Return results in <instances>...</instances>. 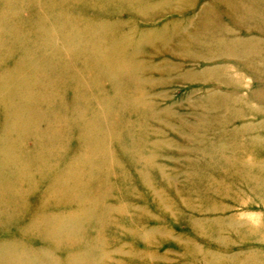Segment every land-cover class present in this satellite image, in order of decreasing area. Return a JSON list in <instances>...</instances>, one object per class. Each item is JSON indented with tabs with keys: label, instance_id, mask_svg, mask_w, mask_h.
Here are the masks:
<instances>
[{
	"label": "rangeland",
	"instance_id": "374dc122",
	"mask_svg": "<svg viewBox=\"0 0 264 264\" xmlns=\"http://www.w3.org/2000/svg\"><path fill=\"white\" fill-rule=\"evenodd\" d=\"M213 18H217L216 27ZM163 27L168 33L166 42H161L163 35L159 33ZM240 35L246 36L252 48L262 55L257 51L251 59L245 60L237 57L240 51L235 52L234 44L225 45L218 40L221 36L230 39ZM180 36L186 40L182 42ZM202 40L206 41L201 45ZM214 48L225 54L221 52L214 64L201 62L207 51ZM226 53L236 56L225 58ZM190 55L198 58L183 61ZM224 66L233 68L230 78L235 81L244 76L240 95V101L243 100L233 105L222 101L215 112L204 115L203 127L209 131L196 133L198 127L194 124L201 119L198 114L203 112L201 103L206 94L213 89L228 98L235 94L224 82ZM205 67L218 69L216 78L211 79L215 88L198 80ZM186 71L199 73L193 81H188L183 78ZM143 83H146L145 88ZM194 85L200 86L194 91L191 89ZM139 92L145 95L154 116L149 111V114H137L144 106L136 96ZM248 92L250 94L246 95ZM63 100L71 110L78 105L81 107L75 116L79 127L74 126L69 136L59 141L52 136H38L36 133L48 128L53 107L57 114L74 116L71 111L59 109ZM33 101L41 104L42 113L35 109ZM227 105L230 106L226 109ZM9 113H14L18 121L16 135L8 140L9 145L17 156H29L24 158L29 163L16 161L11 167V163L7 168L1 167L7 179H12L13 186L11 194L0 192V199L19 194L23 190L17 191L19 187L26 188V183L14 178L13 168L35 170L34 166L39 164L43 169L32 176L36 187L25 189L28 191L25 200L18 198V206L9 208L8 218L2 217L0 233L6 230L20 238L25 235L29 244L39 247L41 243L35 241L38 239L28 234L35 228L24 229L33 212L38 214L47 206L53 212L79 209L84 193H74L69 184L89 189L107 185L112 180L118 186V189L115 187L117 206L125 214L124 224L130 230L147 224L152 229L151 234L164 241L158 250L153 246L149 249L162 256L156 259L157 263L203 264L205 256L209 259L217 256L218 261L212 264H264V163L259 176L254 173L250 178L241 165H236L240 170L232 171L233 176L223 171L229 167L226 161L231 159L228 142L232 134L247 135L245 145L264 160V0H0V132L10 124ZM140 115L143 117L138 119ZM25 121L29 128L24 129ZM150 124L152 128L148 130ZM244 126L251 133L241 130ZM126 132L136 133L139 135L137 144L155 151L154 168L148 165L152 174L144 175L140 171L143 164L130 160L134 147L118 140L119 134ZM254 132L259 135L258 139ZM138 155L136 150L135 156ZM197 156L200 163L206 162L197 167L201 171L195 176V182L200 188L193 191L188 188L186 174ZM73 163L83 165V171L88 175L92 173L93 178L82 177V171L81 176L72 181L62 180L58 186H53L52 177L59 172H71ZM121 167L126 175L118 171ZM162 172L168 187H164ZM127 176L133 180V192L142 193L145 198L119 191L123 185L120 179ZM147 180L159 183V193L166 191L173 203L165 206L157 194L144 189ZM207 182L217 185L218 193L206 192ZM184 185L185 193L180 195ZM50 186L62 189L49 196ZM186 192H191L192 196ZM42 194L48 195V200L40 205ZM67 197H70L68 202ZM98 197L101 198L100 195L93 198ZM191 198L197 206L205 208L192 209L187 202ZM238 198L245 200L244 203ZM229 205L232 207L227 210L228 215L237 217L233 218L236 221L233 227L218 220L227 213L220 209ZM125 206L128 212L124 211ZM142 207L152 216L138 217ZM5 208L9 213L8 207ZM190 217L202 221V226L191 227ZM213 220L214 233L208 238L203 232H211L208 224ZM96 222L92 219L87 224L93 229ZM113 230V241L118 242L112 245L116 256L117 245L126 250L131 248L128 246L135 231L130 237L131 233L126 232L123 225ZM76 236V243L81 240L84 243L82 232ZM66 240V236L52 239L49 244L56 251ZM158 244L153 242L154 246ZM57 254L64 256L63 252ZM145 262L140 260L139 264Z\"/></svg>",
	"mask_w": 264,
	"mask_h": 264
},
{
	"label": "bare ground",
	"instance_id": "6f19581e",
	"mask_svg": "<svg viewBox=\"0 0 264 264\" xmlns=\"http://www.w3.org/2000/svg\"><path fill=\"white\" fill-rule=\"evenodd\" d=\"M216 19L217 18H213L214 24L216 23ZM199 22H200V19L197 20V24H199ZM215 27H216V24H215ZM206 28H209V27L206 26ZM222 28H224V26H222ZM158 30L159 29H157L155 31H158ZM225 30L227 31L226 28H225ZM228 31H229L228 32V34H229L230 30L228 29ZM159 33H161L163 35L161 37L162 38L161 42H166V40H167L166 37L168 36L167 28L163 27L162 29L159 30ZM177 39H179V37ZM183 39H184V37L180 36V40L182 42H183ZM184 40H186V38ZM218 40H220V42L224 43L225 45L227 43H229V45L234 44L235 52L238 54V51H240L239 54L237 55V57L243 58L245 60L251 59L254 56L253 53H256L257 51L259 52L258 49L255 50V48H252V45L249 42L250 40H248L246 38V36H244V37H241V35H240V37L239 36H233L230 39L227 38L226 36H221V37H219ZM205 41L206 40H202L200 42V44L202 45ZM162 44H163V46L165 45L164 43H162ZM186 52H188V49ZM192 52L191 53L189 52V53L193 54ZM221 52L222 51L219 48L218 49H215V48L210 49L209 51H207V55L202 57V59L200 61L204 63L203 60H206L207 63H209L210 65L214 64V63H216V60H218V57H221V56H219ZM222 53H224V52H222ZM226 54L227 55L225 56V58H233L232 56H236L235 53H233V54L232 53L231 54L226 53ZM259 54H261V53L259 52ZM195 57H197V56L196 55H190L189 59H187V57L185 56L183 58V61L190 62ZM222 57H224V56H222ZM257 62L258 61H255V63H257ZM254 65L255 64H252L251 66H254ZM215 68L213 70L210 67L203 68V70L201 71V73L198 76V80L202 81L201 84L205 83V86L211 85L212 88H215L216 84L211 81L212 78H216L215 72L218 69H215ZM224 69H225V76H226L224 82L226 85H229L232 90L235 91V94H234V96L232 95L230 98H228V96L226 97L224 94L218 93V91L216 89L215 90L213 89L211 93H207L206 98H204L202 100L203 102L201 103L202 104L201 108H202L203 112H207V114H204L203 112L202 113L200 112L198 114V117H200L201 119L199 121H197V124L196 123L194 124L196 127H198L197 128L198 131L196 133H202L203 131L208 130V129H204V127H203L204 122H205V116L204 115H208L209 113L215 112L216 106L219 105L220 103H222V101L226 102V103L228 101L230 105H233L235 103V101L239 102L241 99L240 95L242 94V85L244 83V81H241V79L244 76H240L239 77L240 79L235 81L234 79L230 78L231 69H233V68H230L229 66H224ZM198 73L199 72H195V71H186V73L183 75V78L185 80L187 79L188 81H193L192 79H194V77ZM212 74H214L215 77ZM130 79H132V75L130 76ZM146 79H147V77H146ZM133 80H134V78L132 79V82H133ZM143 84H144V88H145L146 83H143ZM199 86H197V85L191 86V89H194V91H195L196 89H198ZM153 88H155V86ZM249 94H250V92H248L246 95H249ZM129 95H131V94H129ZM136 96L138 99L141 100V103L144 104V106H142L143 108L140 109L137 114H139V113L142 114V113L149 111L154 116L155 113L153 114V108L147 104V102L145 100V95L143 93L139 92ZM132 97H134V96H132ZM242 100H243V98H242ZM242 100L240 102H242ZM35 101H33V105H34V103H36L35 109L39 113H42L43 108L41 107V104L40 103L38 104V102H35ZM230 105H227L226 109ZM80 108L81 107L78 105V106L74 107V109L71 110L70 107H68V105L65 103V100H63L62 103L59 104V109L61 111H64V112L65 111H67V112L71 111V113H73L72 115H74V116H72V118H69L68 114H66V115L65 114L61 115L59 113L57 114V113H55V109L53 107L52 111L54 112V114L50 115V117H48V124H47L48 128L46 130H43V131H40L38 129L40 132H38L36 134L38 136H41V137H51L52 136V138H56V139H58V141L65 136L68 137L69 132H71V130L73 129L74 126L79 127L78 122H76L75 116H77L78 110H80ZM151 114H150V116H151ZM14 115H15L14 113H9V117L11 119L9 121L10 124H7V126L5 125L4 128L1 130L2 133L0 132L1 133V136H0V178L2 179V181L0 182V190L2 189V191H0V192L7 193V194H11L9 192L13 186V184L11 183L12 179L10 181H9V179H7L8 175L7 176L5 175L4 171L1 170V167L7 168L8 163H11L10 164V167H11L14 165V162H16V161H21L23 164H26V165L29 163L27 161V159H24V158H28L29 156L28 157H26L24 155L21 157L17 156L16 153L11 148V146L9 145L10 143L8 142V140L11 138V136L16 135V130H15L16 125L15 124H17L18 121L15 120L16 117ZM135 116H138V115H135ZM142 117H143V115H140V117L138 119H140ZM240 119L243 120V118H240ZM26 124L27 123L25 121V123L23 124L24 129L29 128V126L26 127L27 126ZM144 124L147 125L146 122ZM149 126H150V128L148 130H150L152 128L151 124ZM35 127H36V124H35ZM140 127H143V125H141ZM244 127H245V129H243ZM244 127L241 130H243L246 134L251 133V130H250V132L248 131L247 126H244ZM114 128H115V126H114ZM18 132H21V131H18ZM134 134H133V132H126L124 134H119L118 140L121 143L127 142L128 143L127 145L129 147H131V146L134 147L132 149L133 152L131 153V156L133 155V157L130 160L135 164H137V163L143 164L144 168H142L140 170L143 174L144 173L147 175H148V173L152 174L151 170H148V165L150 164L153 167L154 163L152 161V158L154 155L153 152H155V151L154 150L148 151V148H146L145 146L137 144L136 138H138L139 135H137L136 133H134ZM232 135H234V134H232ZM232 135H231L230 142H228V145L230 143L231 147L230 146L229 147H230V150L232 151V152H230V158L231 159L230 160L226 159L227 160L226 162L229 164V167L227 169H223V171L224 172H230V176H233L232 171L238 172V170H240V169H236V167H237L236 165H241L244 167L243 170L246 171L248 178L252 177V175L254 173L256 176H259V174L262 172V166H263L262 164L264 163V160L260 159V157L257 158L254 151H251L250 147H247V145H245L246 138L248 137L247 135L245 136V134L244 135L243 134H239V135L236 134L238 136L234 135L233 139H232ZM255 136H257L255 138H257V139L259 138L258 134H256ZM58 141L55 140V142H58ZM55 147L56 146H53L52 148H55ZM136 150L139 153L138 156H135ZM142 152H143V154H142ZM52 155H54V154L52 153ZM103 158H104L103 163H106L107 162L106 157H103ZM200 162L201 161L199 159V156H197V161L191 162L192 164L189 165L190 169L186 174V178H187L186 181H189L188 188L190 190H193V191H194V189L200 188V186H198L199 184L195 182V178H196L195 176H199L198 173L201 171L197 168L199 166V164L205 165L206 161L204 163H200ZM193 163H195V164H193ZM36 165L34 166L35 170H31L30 168H27V169L25 168L23 170H19L16 167L13 168L12 171L14 173L12 172V174L14 175V178H16L17 181H21L22 184L26 183V184H24V186H26V188L25 187H19L18 188L17 191H20L23 188V190L21 191V192H23V194H20L21 192H19V194H16V195L13 194L11 196H8L7 199L6 198L3 200L0 199V225L3 224L2 223L3 222L2 217H5V216L7 217L8 215H10L9 208H14V207L16 208V206H18L17 205L18 200H19L18 198H22L23 200H25L26 193H28V191H25V189L26 190L32 189L33 186L36 187L32 178L35 176V172L39 173V171H41L43 169L41 167V165H39V164L37 166ZM83 170H85L83 165L73 163V166L71 168V172L70 171L59 172L58 175H54V177H52L53 178L52 179L53 180V186H55V185L58 186L62 180L66 181V179H67L69 181H72L73 178H76L79 175L81 176V172ZM118 171H120L121 175L122 174L126 175L123 167H121L120 170H118ZM164 174H165L164 172L161 173L163 180L165 181L164 187H168V184L166 182V177L164 176ZM1 175H2V177H1ZM85 175H87L90 178H93L92 173H90L88 175L84 172L82 174V177ZM128 178L129 177L127 176V178L125 177L124 179H120L121 180L120 182L121 183L123 182V185L121 188L122 190L120 189L119 191H122L121 192L122 194H131V195L138 194L141 197L145 198L146 195L143 196L144 194H142V193L139 194V192L138 193L133 192L134 191L133 187H135L134 184L132 183L133 180H130ZM252 179L255 180V177H253ZM115 182L116 181L111 180V183H109L107 185H102V186L96 185L95 187L92 186L89 189H87L86 187L85 188L79 187L78 185H75V184H69V185L73 186L70 188V190L74 191V193L75 192L84 193V195H82V199H81V202L79 204V205H81V208H79V209H72L70 211L53 212V211L48 210L49 206H47L43 210L40 206L41 209H40L39 213L37 214V211L33 212L30 216V221H28L29 224H27V226L24 227L25 230H27L30 227L35 228V229L33 228L34 229L33 232L32 231L28 232V234L35 236V238L38 239L35 241H38L41 243V245L39 247L33 246V244L32 245L29 244L27 242L28 240L25 239L26 238L25 235L21 236V238H20V237H17V236L10 234L6 230H3L0 233V264H103V263H105V264H139L140 260H142V262L146 261L144 264H146L147 262H151L153 264H160V262L159 263L156 262V259L161 258L162 256H158V254H159L158 251H156V250L153 251L152 249L149 251V249L151 248V246H153V247H158L157 248V250H158L159 248H161L164 245V241H162V239L159 237L157 238L156 235L153 236V234H151L152 229H149V226H146L147 224L136 225V227H134L132 230H130V227H128L124 224L126 222V219L124 217L125 214L123 213V209L117 206V205H119V203H118V192L116 190V188L118 189V186H117V183H115ZM256 182H257V184H260L259 181H256ZM144 184L147 186L144 189L148 190V192H153L154 194H157L158 195L157 198L159 199V201L163 202L165 206H168V205L173 203V199L169 198V196L166 194L167 193L166 191L159 193V191H161L158 189V188H160V186H159V183H157L155 180L154 181H148L147 180L146 182L144 181ZM186 185H184L181 188V191L179 192L180 195L185 191L184 188L186 187ZM205 185L207 186V187H205L206 192L208 190L209 191L212 190L213 193L214 192L218 193L219 187L217 185H214V183H208L207 182V184H205ZM5 188H8V189H5ZM66 188H67V186H66ZM61 189H57V187L56 188L53 187V189H52L50 186L49 191H48L49 196H51V194H53V193L59 192ZM67 189H65V190H67ZM255 189H257V186ZM3 190H5V192ZM137 191H138V189H137ZM145 193H147V192H145ZM190 193L191 192H186V194H188V195H190ZM62 194L65 195L64 192H62ZM86 194H88V195H86ZM98 195H100L101 198H99V197L93 198V197L98 196ZM191 196H192V194L190 195V197ZM63 197L64 196L59 197V198H63ZM83 197H84V199H83ZM122 198L123 197L120 196V199H122ZM69 199H70V197H67L66 201L68 202ZM193 199L194 198H191V199H189V201H187L189 203V206L192 209H195V208L198 209V207L202 206V205L197 206L196 202L194 203L192 201ZM41 200L42 201H41L40 205H42V203H45L48 200V195L42 194ZM59 200H61V199H59ZM238 201H240V203L242 204V203H244L245 200L238 198ZM146 205L147 204H145V206ZM73 206H75V205H73ZM5 207H8L9 213H7ZM231 207H232V205L225 206L220 210L227 212V210ZM130 208H131V206H130ZM201 208H205V207H201ZM124 209H125L124 210L125 212L129 211L128 206H125ZM214 209L216 210L215 207H214ZM164 211H168V210L164 209ZM12 212L18 213L19 211L12 209ZM49 212H51V213H49ZM179 213H181V212H179ZM228 214H230V213L227 212V213H225V215H221V216H225V217L219 218L218 220L224 221L225 223H227L226 225L232 226V223L236 222L233 218H237V217H233V215H228ZM137 215H139L138 217H141L143 219L145 218V216H147V217L152 216L151 212L149 210L145 209L144 207H142L141 212ZM133 216H136V215H133ZM191 218L192 217H190L189 219H191ZM92 219L97 220L96 227H98V228H96V227L93 229L89 228L87 222H89ZM214 221L215 220L212 221V224H208L209 228H211L210 229L211 232H209V231L203 232L205 234V236L208 238H210L211 235L214 233V232H212V227H211V225L213 226ZM127 223H128V221H127ZM191 223L193 224V225L191 224V227H195L196 229H199L202 226V221H198L196 219H191ZM117 225H119V226L123 225L127 229L126 232L131 233L130 237L133 236L132 235L133 231H135V233H134V236L131 238L130 244L128 246L131 248L126 250L123 248L122 245L120 247L117 245L118 248L115 251L116 252L118 251V252H117V255L115 256V255H113L114 254V248L112 245L114 243L118 244V242L113 241V234L115 233L113 229ZM4 229H6V228H4ZM258 229H259V225H258ZM252 230L254 231V229H252ZM79 232L80 233L82 232V236L84 237L83 238L84 243H81V242H83L82 240H81V242L76 243V237H77L76 234ZM86 235H88V238H85ZM65 236L67 237V240H66L67 243L65 245H63V247H61L60 249L55 251V247L51 246L49 243L52 242V239H58V238H64L65 239ZM155 241H157V243H159L157 246L153 245V242H155ZM55 246H57V245H55ZM70 246L73 247L74 249L72 248V250L68 251L67 249ZM77 246H80V247H77ZM64 250H66V251H64ZM209 250H207V251H209ZM54 251H55V253H54ZM146 251H149V252L147 253ZM207 251L205 250V252H207ZM59 252H63L64 256L63 257L59 256L57 254ZM155 256H157V257H155ZM202 256H205V253ZM205 257H206L205 260L202 262L203 264H212L213 261L217 262L219 259V258L218 259L216 258L217 256L215 257V259H213V258L209 259V258H207V256H205ZM227 259H228V257H227ZM157 260H159V259H157ZM227 261H229V260H227Z\"/></svg>",
	"mask_w": 264,
	"mask_h": 264
}]
</instances>
